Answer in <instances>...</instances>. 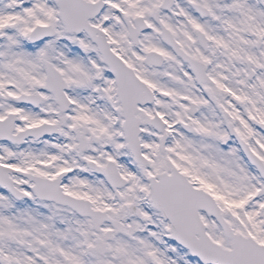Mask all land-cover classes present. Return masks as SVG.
<instances>
[{
	"label": "snow or ice",
	"instance_id": "1",
	"mask_svg": "<svg viewBox=\"0 0 264 264\" xmlns=\"http://www.w3.org/2000/svg\"><path fill=\"white\" fill-rule=\"evenodd\" d=\"M0 264H264V0H0Z\"/></svg>",
	"mask_w": 264,
	"mask_h": 264
}]
</instances>
